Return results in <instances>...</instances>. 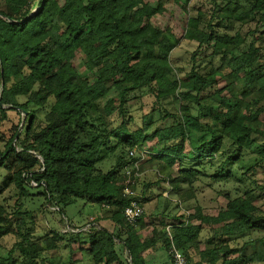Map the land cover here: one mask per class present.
Instances as JSON below:
<instances>
[{
    "label": "trees",
    "instance_id": "16d2710c",
    "mask_svg": "<svg viewBox=\"0 0 264 264\" xmlns=\"http://www.w3.org/2000/svg\"><path fill=\"white\" fill-rule=\"evenodd\" d=\"M175 1L188 16L183 39L197 43L184 72L172 60L180 39L152 23L166 12L160 1L0 0V239L16 237L0 264H151L147 249L170 250L165 225L189 264H264V183L254 177L264 142L244 161L264 139V0H206L192 15V0ZM135 92L155 98L162 126L149 131L148 115L137 125L128 106ZM141 150L139 170L166 172L156 185L167 182L185 204L168 224L150 221L148 239L135 228L144 212L136 224L124 216L132 201L162 197L134 177L129 153ZM237 162L256 186L235 197L218 190V211L205 214L195 192L201 173L228 180ZM11 189L17 198L7 206ZM77 199L102 211L80 228L35 234L37 215ZM167 207L150 217L166 218Z\"/></svg>",
    "mask_w": 264,
    "mask_h": 264
},
{
    "label": "rangeland",
    "instance_id": "374dc122",
    "mask_svg": "<svg viewBox=\"0 0 264 264\" xmlns=\"http://www.w3.org/2000/svg\"><path fill=\"white\" fill-rule=\"evenodd\" d=\"M34 2H37V0H33ZM145 2L149 3H156L158 1L162 2L163 5L166 7V12H164L162 15H158L155 18L152 19V23L162 29L165 30L167 27H170L175 34V36L180 39L179 45L174 49L172 52V60L174 64L178 67L183 68L184 71H188L191 68V55L194 51L197 50V43L190 42L188 40L183 39V35L185 32L186 24L188 16L183 11L181 6L175 1V0H144ZM183 1V0H182ZM206 4V0H192L189 5V11L190 15L195 13L194 10L197 8H203V6ZM209 60V58H208ZM205 61L202 62V64ZM76 63L79 65L81 71L83 70L82 61L80 58L76 59ZM181 72L180 74H183ZM133 96H137L135 99L131 100L128 104V106L131 108L132 111H134V115L137 121V125H141V117L148 115L150 116L151 121L153 122V125L151 127V130H153L157 126H162V121L159 119V114L157 112V108L159 105H157L155 98L152 95L148 94H140V93H133ZM174 101L173 108H178V102L176 100ZM168 121L166 122V124ZM4 126V125H3ZM3 130H5L4 127H2ZM264 142V139L262 138H255V142L252 143L250 150H248L247 153L244 154V161L247 164V161L249 160V157H256L257 156V149L259 145H261ZM162 145H159L161 147ZM257 152H253V151ZM245 152V151H244ZM220 162L217 163V165ZM240 166L239 162L235 164L234 168V174L228 177V180L226 179H218L216 181H212L209 177L211 176V172L209 171H203V182L199 181V184L195 186V192H196V199L201 204L203 211L205 214H215L218 211V205L217 201L219 196H217L218 190H225L230 192V194L235 197L238 195H242L245 192V189L252 188L256 186V183H254L252 180L247 177H241L239 170L236 168V166ZM170 172L173 174L177 173L176 167L170 169ZM226 173H224L225 175ZM5 175V169L0 168V180ZM166 176V172H158L156 171L155 167L146 166L144 169L140 171V181L146 182L149 184H152L153 187L148 193L149 195H158L162 194V197L158 199V201H153L152 203L143 204V210L144 215L142 216L141 220L136 225V232L138 235L141 236L142 239L148 238V235L150 233V214L154 212V215L161 214L163 212L164 206L167 205L168 207L165 209L164 214L166 215V218L157 217L156 225L161 227V224H163V221L167 222L166 224L170 223V220H173V218H176L180 214L184 212L183 207L184 203L182 204L178 199L177 196L174 194L172 186L168 185L167 182L159 184V186L156 185L157 178L161 179ZM254 177L257 178L258 182L261 184L264 183V170L259 169L257 172H254ZM142 186V185H141ZM141 186L139 189H141ZM32 194H36L37 190L31 191ZM14 190H8L4 194V196L7 199V202L5 205H13L15 204V200L17 196L14 195ZM35 203L41 204L43 203V198L40 196L35 197ZM194 204V201L191 202V204ZM25 206L27 209L31 210L32 208H35V205L31 204V201L28 200L25 202ZM35 206V207H32ZM102 211V208L98 204H90L86 203L82 199H77L75 203H73L70 206H67L63 212H57L55 208H48L45 215L39 214L37 215V221L35 225V234L42 235L49 233L51 230H57L62 233L66 232L68 228H66V223H69L71 227L74 228H80L86 224H88L90 221H93L94 218ZM189 213H193V209H190L188 211ZM65 218V219H64ZM153 219V218H152ZM106 227H110V223L108 221L102 222ZM165 225V224H164ZM166 228V225H165ZM210 235L209 229H204L202 232L203 238H206ZM125 237V235H123ZM67 238H71L72 244L75 243V240L72 237L67 236ZM16 241L15 235H7L0 239V256L5 255L8 250L12 247L13 243ZM76 244V243H75ZM74 247V246H73ZM72 247V249H74ZM76 247V246H75ZM203 247V245H202ZM66 250L63 253L62 260H65L67 256H71L73 252H77L78 250ZM151 249H148V251ZM145 253V252H144ZM143 253V254H144ZM146 255L149 254L145 253ZM44 255V254H43ZM79 256V254H75V256ZM151 260V258H150ZM162 262H166L167 264H172L171 257L168 253V251H165L164 249L157 251V263L161 264Z\"/></svg>",
    "mask_w": 264,
    "mask_h": 264
},
{
    "label": "built area",
    "instance_id": "2783aa9c",
    "mask_svg": "<svg viewBox=\"0 0 264 264\" xmlns=\"http://www.w3.org/2000/svg\"><path fill=\"white\" fill-rule=\"evenodd\" d=\"M147 154L146 150H141L139 152L131 151L129 153L130 156H136V160L133 163V168L135 169L134 177H139L140 175V165L142 161L145 159V156ZM127 174L130 176V170L127 171ZM129 182H133L130 180ZM125 194H131V190L129 187L125 188ZM143 207L136 201H132L129 206H127L124 209V216L128 223L130 224H136L138 220L143 215ZM172 226L168 225L166 227V231L168 232L170 241H171V247L168 253L171 256L172 264H189L183 253L176 247L174 244L173 236L171 233Z\"/></svg>",
    "mask_w": 264,
    "mask_h": 264
},
{
    "label": "crops",
    "instance_id": "0c3cea01",
    "mask_svg": "<svg viewBox=\"0 0 264 264\" xmlns=\"http://www.w3.org/2000/svg\"><path fill=\"white\" fill-rule=\"evenodd\" d=\"M151 222H155V223H157L154 217H153V219L151 218ZM164 222H165V221H164ZM166 223H167V222H166ZM125 237H126V236H125ZM146 239H148V238H146ZM150 249H151V250H149V251H148V249H147L146 252H145V253H148V252H149V254L146 255V254L144 253L143 256H144L147 260H149V261L151 262V264H158V263H157V251H160V250H162V249H164V250L166 251L165 247L162 246V244H161L160 242H158L154 247H152V248H150ZM150 258H151V260H150ZM161 264H167V263H166V262H162ZM170 264H171V262H170Z\"/></svg>",
    "mask_w": 264,
    "mask_h": 264
}]
</instances>
